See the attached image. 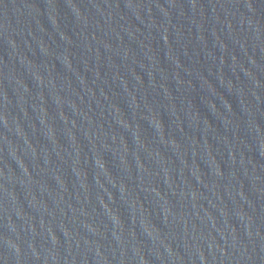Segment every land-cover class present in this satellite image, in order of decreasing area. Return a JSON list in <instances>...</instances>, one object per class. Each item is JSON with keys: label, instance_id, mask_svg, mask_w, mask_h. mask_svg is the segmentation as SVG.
I'll return each instance as SVG.
<instances>
[{"label": "water", "instance_id": "water-1", "mask_svg": "<svg viewBox=\"0 0 264 264\" xmlns=\"http://www.w3.org/2000/svg\"><path fill=\"white\" fill-rule=\"evenodd\" d=\"M0 194L68 264H264V0H0Z\"/></svg>", "mask_w": 264, "mask_h": 264}]
</instances>
